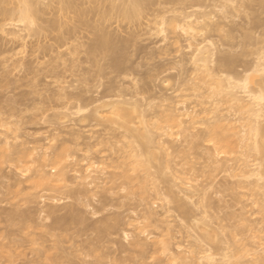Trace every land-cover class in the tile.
<instances>
[{
  "label": "rangeland",
  "instance_id": "374dc122",
  "mask_svg": "<svg viewBox=\"0 0 264 264\" xmlns=\"http://www.w3.org/2000/svg\"><path fill=\"white\" fill-rule=\"evenodd\" d=\"M189 1L190 0H148L141 16L127 19L120 16V14L115 13V10L113 9V6H118L121 4L120 0H67V2H72V5L66 8H62L57 0H37L38 8L41 11V14L38 20V26H35L36 28L34 27V29L31 28V30L25 28L24 24L12 19L11 16L0 12V147L3 146L5 148V145L1 142V140L4 138L2 135H8L10 138H12L13 136L16 138H13L14 140H12L14 148H22L18 146H24V148L22 149L27 150H31L33 148L36 150L51 148L50 152L53 151V154H57L56 156H58L62 152V158L59 156V163L56 162L57 164H59H56V169H61H57V172H64L65 170L69 175V177L67 178L68 182L71 184L70 185L67 182V185L64 184L65 188H63L64 185L59 188V182L58 187L56 183H51L53 185L55 184L56 186L48 184L47 182L40 183L42 180H38V176L37 178L34 177L36 175H28V177L22 176L21 170L24 168V166L27 165L30 168L33 167V165H29L35 163L33 162V160H31V158L34 159L35 155H32L34 157L28 156L30 157V159L27 161L24 159L25 156H22V159H19L21 156L18 155L21 154L16 153L17 156L13 155L15 154L13 147L12 151L14 153L11 151V147H8L9 149L5 151H2V149H4L2 147L1 151L3 153L0 151V264H169L171 262H169L168 259L176 254V248L178 249L180 246H182V243L183 247L184 245L186 246V249L184 248L185 251L187 250V248L190 251L185 252V255L186 253H188L187 256L189 255V253H191V247L189 249L188 246L196 245V243L198 244L197 240H195V238L192 236V233H194L198 225L201 226V222L198 221H202V218L200 219V215L198 216V220L197 216H194L195 213L196 215H198V211L203 212L202 209L204 208L201 205V202L198 203L200 204L199 208L197 205L198 201L197 199H195L197 202L194 200L191 204L192 206L190 205L191 208L188 206V213L185 214L186 212L184 213V211L179 207H181L182 205L186 206V204H188V202L191 203V201L187 202L185 200V202L187 203H183L184 201L181 203H178V201L176 203H172L170 202L169 198L160 199V202H163L161 204L170 206L172 210L170 213L173 212L171 216H169L170 218L164 217V214L161 213L163 211L161 210L163 207L161 209L160 207H158L159 205L161 206V204H153V208L150 206V203L151 205L152 203H154V201L152 202V199H157V197L155 196L157 187H155V185H158L160 183L161 188L164 186V188H162V190L164 189L163 192L167 191L166 185H168V187L170 185H174L175 188L179 186H177V184H179L177 181L180 182V180L177 179L176 181L174 173H176L175 168L181 167L182 165L173 167L175 172L164 167L163 173L169 183L168 181L161 182L160 179H158V177L156 178L155 176H158V164L159 160H161L162 158L157 150L152 149L155 151V155H157L156 157H158L156 162H154L153 160L152 162L154 163L151 162L152 164H150V167H152L150 168V174H156L153 177L157 179V181H159L155 183L154 178L150 180L152 175H150V178L146 175V178L139 170L131 169L132 167L130 166V164H133L135 160L134 157L130 155L131 158H133V161H131L132 159L127 156L129 159H131L130 162L132 163H129L127 157L126 159L124 157V160H127L129 164H127V162H124V160L122 161L121 158L123 156H121V158L119 157V155L121 154L120 152H122V149L120 148L122 147L116 146L117 149H115L114 145L124 141V146L126 147V145H130L129 148L131 149V146L134 147V144L137 143H135L134 141L135 138L133 140L134 142H130L133 139V137L131 136V139H129L128 137H126L127 140L124 139V136H129V134L128 132H125V130L122 129L120 125H118L120 124L119 119L118 124L116 125H113L110 122H108L107 124L106 121L105 124L106 127H108L107 129L104 128L105 124H100V126L99 124H95L97 123V121L93 120L94 122H92L91 119L94 117V111H92V109L95 110V106L109 101L108 99H110L111 101L112 99H122L124 95V98L127 97L125 99L123 98L124 100H128L129 98L131 102H138L141 106L143 103L144 107L145 105H147V109L143 106L142 109H145L146 113H148L149 115L154 112L157 113L158 110L163 109L168 114L171 112V110L173 111V108L175 109L177 105H179V109H181L182 102L177 103L178 100L181 99L182 101H186L183 102L184 104L186 103L184 107L193 106L196 108L198 113H200L201 117L206 116V113L204 114L202 111L204 110L202 109L204 108V103L208 102L205 104V107H208L207 104L210 103L209 101H207L209 97H207L208 92H205L206 85L202 84V89L198 91L199 95L201 93L199 97H197V91H194L190 88L189 90H191L192 92L187 90L188 87L194 86V84L197 82V75L194 72L195 66L191 60V52H193L192 48H195L194 45H196L197 42H200L204 38H209L210 41L212 40V42L213 40L217 43L219 41V48L217 45L216 46L218 48L217 52H219V49L220 51L222 49V51L219 53L220 56L221 53H224L222 55L226 54L234 57L237 60L232 69L223 67L225 77H236L239 75L240 77H242L247 74L249 75L253 72L252 68L256 67L258 63L263 62V59L258 60L257 58H261V53L259 55V51L261 52V49L264 48V40H262V38L264 39V0H249L251 3L249 2L250 5L246 4L247 8L244 5L242 6L240 2L236 0L233 3H230L233 7L236 5L235 8H237V10L234 9L235 11H238L239 9L242 10L240 14L239 12H237L238 17H236L237 13L235 11H233L235 13L234 17L232 16L234 13L228 15V17H225L220 9L221 4L223 3L222 0H193L194 2ZM19 3V0H0V8L3 11L7 10L9 12L13 9V7H17ZM193 3H196V5ZM211 7H213L212 10ZM214 7L215 12L219 11L220 14L216 15L217 13H215L213 17L211 15L210 16L214 19L212 21L213 23H219L220 21L223 22H220L223 27L222 28L220 26L221 30H212V32L211 29H208L210 30L208 32H212V34H208L207 30L205 32H198L199 35H197L196 33L194 39L189 36L192 33L191 31L183 30L181 26H178L182 24L181 18H183L184 16H188V13L193 12L192 14L190 13L189 16L196 19L197 16L199 18V16H201L203 13L214 11ZM185 12L187 13V15H185ZM195 12L197 16H195L196 14L194 15ZM220 15L224 18H219ZM163 16L166 17L168 22L170 20L173 21H170L172 24L169 22L165 26L166 31L162 33L160 31L159 24ZM215 16H219V22L218 18L216 19ZM171 17H177L178 20ZM174 20L177 22L178 27H176V22ZM53 22H56L55 25H58H52L54 24ZM178 22L180 24H178ZM224 24L225 26H223ZM232 28H234L236 31ZM224 30L226 31L224 32ZM231 30L235 31V37L233 33L231 34ZM36 31L37 33H35ZM188 32L190 33L188 34ZM205 33L206 36L204 35ZM248 33L253 35V39L257 38V42L260 43L256 44V40H254L255 43H253V39L247 42L244 38V35ZM102 34H107L108 36L109 34H111L110 37L112 36L113 38V44L111 45V47L109 46L108 49L96 50L95 46L98 44L100 40L99 36ZM258 38L261 40H259ZM188 39H193V42L191 40L189 41ZM189 42L193 43V45L191 43L189 44ZM263 52L264 50H262V53ZM219 55L217 53L215 56L216 58H214V62H216L214 63L216 68H218L217 65L219 63ZM254 64H256V66H254ZM250 66L251 68H249ZM257 77H259L258 79H261L264 77V75L262 73L260 75L259 73ZM187 80H189V82ZM185 81L187 82L185 83ZM61 89V93L63 92V96L59 91ZM57 90L59 91V94ZM193 91L196 93V96L194 97L190 96V93H194ZM204 92L205 96L207 97L206 102H199L198 100L201 101L200 97H202V93ZM116 95L120 98H116ZM130 97H132L133 100H131ZM196 97L200 99L197 100ZM102 98L104 100H102ZM202 99L205 100V98L203 97ZM196 100L199 103H197ZM209 100L212 101V98H209ZM167 103L168 105H166ZM190 103L192 104L190 105ZM169 104L171 106H173L172 104H175L174 107H171V110ZM197 104L202 105L203 107ZM159 105L160 109L156 110V107L158 108ZM210 105L211 104H209L208 108H210ZM226 106L225 107L228 110H224L228 112L230 106H228L227 103ZM199 107L201 108V110L198 109ZM219 107L222 108L223 106L221 105ZM221 108H219V111H222L224 107L222 109ZM151 109L156 111H152ZM224 110L222 113L229 114L227 112H224ZM230 111H232L235 115L237 113H241V115L244 114V112L238 111H236L237 113H235V110L233 111L231 109ZM222 113L218 115L225 116V114ZM233 113L232 115L229 114L233 117L232 120L239 117L238 114L236 115V117L235 115L233 116ZM212 114L213 113H211L210 116L214 115ZM229 115H227L228 118L231 117ZM158 120L160 124H167L166 121H162L164 120L162 118L160 120L158 117ZM109 125H111L112 127H110ZM135 126H138V123ZM201 127L207 128L204 125H202ZM201 127L199 131L197 130V137L190 139L191 141H193L194 146L199 144L200 145L197 146V148H194L192 144H185L186 155H183L184 153H180L184 157L182 161L184 162L185 159L189 158V160L191 159V162H189V164L187 165L188 161H185L186 164L185 162L183 164V167L184 165L185 167H181V170L183 171H179V174L178 172L177 174H181V176L183 175V179L186 178L185 175H187L188 178L192 177V180L196 177L199 178L195 179L196 181H193V183L195 186L197 184L196 187H198L199 189H196L199 192H202V194L206 191L203 190L206 189L207 186L211 187V190L213 192L209 190L210 188H208L207 190L211 192L206 191V193L209 192V194L213 193V196L212 194H207L210 197L209 199L211 204L210 207L207 208V215L205 216L208 217V220H210L211 218L209 213L211 215L214 214V216L217 214L218 218L220 216V219L223 220V223L220 224H225L223 225L224 228L223 226L219 227V223L217 225V222H220V219L217 220L218 218L216 216L215 219L212 215V218L214 219H211L217 221H215L216 225L218 226L216 228H219L220 230L219 231L216 229L217 232L219 231V233L217 234H221V232L223 233L225 231V233L228 232L226 233V235H234V239L237 241L235 242H239L240 245H238V247L240 246L242 247V249L240 250L239 248V251L237 250V246V249L234 246L232 247H234L238 251V253L243 252L242 250L244 244L248 245V247L250 248L252 246V239H254L253 237H255V235H257L258 237V233L261 232V229H264V218H262V215L264 216V214L261 215V213L259 214L257 212L259 211V206H257L258 208L256 207V205H258V203H255L257 200V196L253 194V191L247 190L248 193L246 192L245 189L250 188L245 187L247 184L246 180L243 179V181H241V179H238L239 182H244L243 186L245 187V189L242 188L243 191H241V188L238 187L240 188V191H238L236 185L238 180L236 177H231V174L234 171L227 176V173L230 172L228 167H230V165L234 166L235 164H238L239 161H241V158H243L244 156L246 158L247 156L244 155V152H242L244 150L241 151V144L237 147L233 146V149H226L227 157L225 158V155L222 154L223 156H221L220 163L214 165V167H216L214 173L213 170L210 169L209 166H207L209 160H204V158H206L209 153L213 152V147H215V144L210 140V138L206 137L205 135L204 136L206 138H204L203 136L204 139L202 140L201 136L203 132L208 128L203 131ZM174 129H177L175 132L182 130L181 127H173V131ZM13 130L18 132H15V135L17 136L14 135ZM102 130L104 132H107L104 133L106 134V136L101 133L103 132ZM76 131L79 137L75 134ZM94 131L96 132V134L92 133ZM123 131L124 134L127 135L122 134ZM206 132L204 134H206ZM90 135L92 136V138ZM94 135L98 136L95 137ZM99 135H102V137L100 138ZM118 135L120 137L122 135L120 141L119 139L117 140V138H115H119ZM57 137L58 139H56ZM97 137L100 138L98 139L99 141H96L99 143L95 142V140H97ZM108 137L110 138L109 140H111L112 137L113 142H107L106 140L108 139ZM52 138H54V140L56 139L55 141H53L56 144L52 143ZM77 138L78 141L76 143ZM102 138H105L106 140L104 139L105 141H100L103 140ZM116 140L119 142H117ZM14 141L17 142V146L15 145ZM114 141H116L117 143ZM48 142H51L52 144H48ZM194 142L198 143L196 144ZM100 143L102 144L100 145ZM50 144L51 146L53 145L52 147H56L55 150L50 146ZM58 144L62 149L60 150L58 148L60 151L57 149V147L59 146ZM94 144L96 145V147L94 146ZM123 144L119 146H123ZM48 145L49 147H47ZM27 147H30V149ZM129 148L127 149L130 150ZM135 148L137 149L136 146ZM110 150H112L113 152H115V150H120V152H118V154L116 152L115 155H113L114 153ZM55 151L57 153H55ZM204 151L206 152L203 153ZM11 153L13 154L11 155ZM131 154H135V152ZM172 154L175 155V157L173 156V158H175V160L177 158V160L171 162L175 164H177L178 162L180 163L182 156L177 153V156L174 153ZM172 154L170 156H172ZM203 154L207 155H205L204 157ZM256 156L257 155L254 154L252 158ZM52 157L55 156L52 155ZM88 158L98 162V164H100L102 167L101 169H104L105 173V175L103 176L102 174L100 175V173H95L96 176L99 175V177L101 178L97 179L92 184H86L89 183V180L91 179H84V173L86 172L83 171L85 169L84 165H81L86 164V159ZM117 158H120L123 164L126 163L130 167L127 166L128 168H125L124 165L126 164L118 165L120 163V160L119 163H117ZM145 158L143 157V159ZM173 158L167 157L166 159L165 157L163 159V163L166 164V160H174ZM236 159H239V161H236ZM247 159L248 158H243L242 162L240 163H243L244 160ZM254 159L255 158H253L252 160ZM22 160L24 161L22 162ZM28 162H30V164ZM38 162L35 163V166H39L41 164V162H39V165H36L38 164ZM190 163L193 164L191 166H194L195 168L193 169V171L195 170V174L193 173V171H191L193 173L191 174L189 170L191 168L189 166ZM67 166L70 167L68 168ZM169 166H171V164ZM49 167H46L44 171L47 173V175L49 174L48 176L55 175L56 170L54 172L51 169L52 166ZM198 168H201L199 170L204 171V174L202 172L203 176L198 173H201V171L197 170ZM217 168H219V171H221L220 173H216ZM35 169L32 170L34 171ZM126 169H128V171L130 169L131 170L129 172L127 171L128 174L125 175L124 173H127L125 171ZM179 169L180 168H178L177 170ZM184 169H186L187 171H185ZM188 170L191 176L187 174L189 173ZM232 170L233 169H231V171ZM50 171L51 173H49ZM235 171L238 172L239 170ZM130 172L132 174L131 176L129 175ZM236 172H234V174ZM183 173H185V175ZM128 175L131 178H129ZM113 176H115V178ZM143 176L145 178H143ZM228 177L231 178L230 181V178L228 179ZM75 178L77 181L75 180ZM129 179L135 180L133 182H130ZM143 179H147V188L146 186H144L145 188H143V183H145ZM232 179L237 180V182H235L236 184ZM151 181H153L155 184L153 185ZM214 181L216 182L214 183L215 185L213 184ZM208 182H211L212 185H210ZM149 183L155 187V191ZM204 183L207 184L205 185ZM202 187H204V189H201ZM217 189L219 191L222 190L226 193L225 200L228 201L227 206L228 204H230L229 207L231 209L229 207L227 209L226 204L224 205V203H226L227 201L222 204V200L220 197L221 194L219 195L220 192L217 191V195H219V197L214 195L217 193H214V191ZM152 191H154L155 195ZM52 196L53 198L62 197L61 201L59 200L58 203H55L56 201L52 202L53 199H50L52 198ZM214 197L218 198V200H221V202L219 203L217 202V200H214ZM252 198L254 201L252 200ZM156 201L158 202V200H155V203ZM180 201H182V199ZM251 201L252 203H254L252 204ZM238 202L241 204H238ZM236 203L238 204V206ZM177 204L182 205H178L177 208ZM195 204L198 208H196ZM193 205H195V207ZM252 205H255L254 208L258 210L255 211L256 209L254 210ZM51 206H55V209L57 211L54 210L52 212H48ZM149 206L152 210L155 211L153 212L149 208ZM47 208L49 209L47 210ZM241 208L244 209V212L246 213H242ZM252 208L253 211L257 212L258 214L251 211ZM41 209L47 210L48 213H46L49 215H46L45 213L42 214L44 215V218L49 216L48 218H43ZM179 209H181L182 212H180L181 210ZM229 210L233 212L234 215L233 213L229 212ZM239 211L241 212V214ZM158 212L159 214H157ZM161 214L163 216H160ZM235 214L240 215H237L239 216L237 217ZM242 214H244V216ZM176 215L178 216V218H176ZM153 216L155 219L153 218ZM240 216H242V218H240ZM161 217H164L166 219H163L166 221V227L163 225L164 221L161 220ZM251 219L253 222L251 221ZM255 219H257V222L259 220L260 224H258L262 228L260 226H256V221H254ZM159 220H161V222H159ZM167 221H170L172 225L170 223H167ZM161 225H163L164 227H162ZM253 225H255L254 228ZM190 227L191 229H194V231H191ZM221 227L224 229V231H221ZM258 227H260V230L258 229ZM164 228L168 229H166V235L169 233V235H171H168L167 238L169 240L171 239L173 241V244H180L174 245L176 246V248H173V245L170 241L172 253L164 252L160 247H156V249H151L150 247L153 243L150 244L151 242L149 241H154V239H164L163 241L165 242V240H167L166 235L163 234V231L165 230ZM234 228H236L240 232L236 229V231L233 230ZM169 229H171L170 232ZM230 229H232V231ZM253 229H255L256 231L254 232ZM157 230L158 232H161L162 230L163 231L161 233H158ZM166 230L164 231V233L166 232ZM143 231L146 232L145 234H152L153 232L155 236L157 235L158 239L152 234L151 238H154L144 241L146 235L142 233ZM263 232L264 230H262V232L260 233V236H262L263 239L262 237H259L258 240V238L256 237L257 239L255 241H264ZM252 233H254V235H252ZM128 234H130L129 238H132L134 241L132 239H130L132 241L128 240ZM217 234H215V236ZM126 235L127 239L125 238ZM161 235L165 237L161 238ZM223 236L226 237L224 234L222 235V237ZM184 237L185 240H183ZM217 237L215 238L213 235L214 240L211 239L207 242L202 240L200 241V243L201 246L206 245L207 247L209 246L208 248L211 247V250H213L214 253L217 254L216 257L219 258L220 254L225 250L224 248H226V244L231 243L233 236H231L230 241L226 240L228 236L226 238H219L220 235L218 238ZM247 237L251 239V242L248 241L249 238ZM228 238H230V236ZM221 239H225V241L223 242V240ZM234 239L232 241L233 245ZM137 241H139L142 246H140ZM179 241H181L182 243ZM134 243H136L135 247L133 246ZM148 244H150V246ZM147 245L149 246V248ZM144 246H146V248ZM152 247L155 246L152 245ZM207 247L203 246L202 248L207 249ZM192 249L196 250L195 248ZM169 254L172 255L169 256ZM193 254L194 252L191 255ZM185 255L183 254V256ZM240 255H242V253ZM168 256L170 258H168ZM187 258H189V256ZM187 258L186 260L190 262L189 259L191 258ZM248 258L245 257L242 259V261H245V263L247 262L249 264L250 258ZM246 259L249 262L246 261ZM170 260H172V258ZM241 264H244V262H242Z\"/></svg>",
  "mask_w": 264,
  "mask_h": 264
},
{
  "label": "bare ground",
  "instance_id": "6f19581e",
  "mask_svg": "<svg viewBox=\"0 0 264 264\" xmlns=\"http://www.w3.org/2000/svg\"><path fill=\"white\" fill-rule=\"evenodd\" d=\"M58 2H59V4H60V6L62 7V8H66V7H70V5H72V2H67V0H57ZM121 1V4L120 5H118V6H113V9L115 10V13H117V14H120V16H122L123 18H127V19H130V18H133V17H139V16H141L142 15V13H143V10H144V8H145V5L147 4V2H148V0H120ZM190 1H192V2H194L193 0H190ZM189 1V2H190ZM235 0H222V4H221V6H220V9H221V11L223 12V14L225 15V17H228V15H231V14H233L234 12L233 11H235L234 9H236L237 10V8H235V6L233 7L232 6V4H230V3H233ZM236 1H239L240 2V4L243 6H246V8H247V5L246 4H249V0L247 1V0H236ZM19 5L17 6V7H13V9L12 10H10L9 12L6 10V11H3L1 8H0V12L1 13H3V14H6V15H9V16H11V18L12 19H14V20H16L17 22H19V23H22V24H24L25 25V28H27V29H30L31 30V28H33L34 29V27L35 26H38V20H39V18H40V10H39V8H38V2H37V0H19ZM220 2V1H219ZM71 3V4H70ZM251 3V2H250ZM193 4H195L196 5V3H193ZM216 4V3H215ZM219 4V3H218ZM217 4V5H218ZM192 5V4H191ZM234 5V4H233ZM250 5V4H249ZM264 5V4H263ZM262 5V6H263ZM215 6V5H214ZM249 7V6H248ZM240 8H242V7H240ZM250 8V7H249ZM4 9V8H3ZM7 9V8H6ZM11 9V8H10ZM213 9V7H211V10ZM219 9V10H220ZM9 10V9H8ZM217 10V9H216ZM240 10V9H239ZM235 11L236 13L237 12H239V14L242 12V10H240V11ZM199 11V10H198ZM208 11H209V9H208ZM214 12V13H213ZM186 13V12H185ZM191 13V12H190ZM190 13H188V16H184L183 18H181V23L182 24H180L179 22H178V24H180V25H178V26H181L182 27V29L183 30H189V31H191L192 33H191V35H189L190 37H192V38H194L195 39V35H196V33H197V35H199L198 34V32H205L206 30H207V32L208 31H210V30H208V29H211V31L213 30V31H219V30H221L220 28L222 27V25L220 24V22H219V18H221L222 16L220 15V17L218 18L217 16H215L216 17V19L218 18V22L219 23H213L212 21L214 20L212 17H213V15H215V13H217L216 15H219L220 13H219V11H216L215 12V7H214V11H209V12H206V13H203V12H200V13H203L201 16H199V18H198V16H197V14H196V12L194 13V15L195 16H197V18L195 19L194 17V19L191 17V16H189V14ZM193 13V12H192ZM191 13V14H192ZM175 15H177V14H175ZM181 15V14H180ZM185 15H187V13L185 14ZM193 15V16H194ZM212 17H211V16ZM233 17L235 16V13L232 15ZM200 17H201V19H200ZM230 17V16H229ZM236 17H238V13H237V16ZM171 18H173V19H177L178 20V18L176 17V18H174V17H171ZM170 18V19H171ZM193 20H192V19ZM222 18H224V17H222ZM170 19H168V20H170ZM201 20V22H200V20ZM170 21H173V20H170ZM169 21V22H170ZM175 21V20H174ZM215 21H217V20H215ZM168 21H167V19H166V17H162L161 18V21H160V24H159V26H160V31L163 33V32H165L166 31V28H165V26L169 23ZM176 22V21H175ZM54 23V22H53ZM56 23V22H55ZM55 23L54 24H52V25H54V26H56V25H58V24H56L55 25ZM171 23V22H170ZM221 23H223V22H221ZM230 23V22H229ZM172 24V23H171ZM200 24V25H199ZM227 24V23H226ZM176 27H178L177 26V22H176ZM228 25V24H227ZM226 25V26H227ZM221 26V27H220ZM223 26H225V24L223 25ZM175 27V28H176ZM233 27V26H232ZM36 28V27H35ZM39 28H40V26H39ZM180 28V27H179ZM223 28V27H222ZM225 28V27H224ZM32 29V30H33ZM229 29V28H228ZM232 29H234V28H232ZM36 30V29H35ZM39 30V29H38ZM235 30V29H234ZM234 30H231V34L233 33V35H234V37H235V31ZM41 31V30H40ZM212 31V32H213ZM226 30H224V32H225ZM229 31V30H228ZM234 31V32H233ZM39 32V31H38ZM212 32H208V34L210 33V34H212ZM230 32V31H229ZM35 33H37V31L35 32ZM104 33V32H103ZM190 32H188V34H189ZM107 34H108V32H107ZM107 34H102V35H100L99 37H100V40H99V42H98V44L95 46V49L96 50H103V49H108V47L110 46L111 47V45L113 44V38H112V36L110 37V35L111 34H109V36L107 35ZM226 34H227V32H226ZM205 36H206V33L204 34ZM252 34H245L244 35V38H245V40L247 41V42H249V41H251L253 38H252ZM189 37V38H190ZM204 37V36H203ZM208 37V36H207ZM209 37H210V35H209ZM200 38V37H199ZM233 38V37H232ZM231 38V39H232ZM209 39V38H208ZM207 38H204L203 40H201L200 42H197L196 43V45H194L195 46V48L193 49L192 48V50H193V52H191V54H192V58H191V60H192V63L194 64V66H195V70H194V72L196 73V75H197V77H196V80H197V82L194 84V86H192V87H188V91H191V90H189V88L190 89H193L194 91H197L196 93L198 94L197 95V97H199L200 95H201V93H200V95H199V90H201L202 89V84L203 85H206L205 86V92H208V95H207V97H209V98H212V101H210L209 100V98H208V100L207 101H209L210 103L209 104H211L212 105V107H211V105H210V108H208L209 107V104H207L208 105V107H205V104L206 103H208V102H206V96H205V92L204 93H202V97L203 98H205V100H203L202 99V97H200L201 98V101L200 100H198V99H200V98H197L196 97V99L199 101V102H206V103H204V108H202V109H204V110H202L203 111V113L205 114L206 113V116H200V113H198V111L196 110V108L195 107H184V105L186 104H184L183 102H186V101H182L181 99L180 100H178V102L177 103H181V109H179V105H177L176 103V105L178 106H176L175 107V109L173 108V111L171 110V107H174V105L175 104H172L173 106H171L170 104V110H171V112L170 113H166V111L163 109V108H161V109H163V110H158V112L157 113H152V114H148V113H146V111H145V109H142L144 106H143V104H142V106L138 103V102H131L130 100H129V98H128V100H124L125 98H127V97H125L124 98V96L122 97V99L120 98V97H118L117 95V97L116 98H120V99H112V101L110 100V99H108L109 101H106V102H103V103H101L100 105H97V106H95V110H93L92 109V111H94V117L93 118H91L92 119V122H94V121H97V123H95V124H105V122L107 121V124H108V122H110L111 124H113V125H116V124H118V119H119V121H120V124H118V125H120L121 126V128L122 129H124L125 130V132H128V134H129V136H124L123 138L124 139H126V137H128L129 139H131V137H133V139H132V141H130V142H134L135 141V143L136 144H139V145H136V144H134V147L133 146H131V149L129 148L130 147V145L128 146V145H126V147L124 146V144H123V139H122V141L123 142H119L120 140H121V137H122V135H121V137L119 136V138L118 137H115V138H117V140L119 139V141H117V142H119V143H117L116 141H114V142H116L115 144L116 145H114L115 146V149H117L116 148V146H118V147H122V148H120V149H122L121 151L122 152H120V150L119 151H116L115 150V152H113L112 150H110V151H112L114 154L113 155H115V153L117 152V154H118V152H120L119 154V157L121 158V156H123L121 159H122V161L124 160V157H125V159H126V157L127 156H129L130 158H131V156L132 157H134L135 158V160H134V162H133V164H130V166L132 167L131 169H134V170H139L140 172H142V174L146 177V175H147V177H149L150 178V175H152V174H150V172H151V170H150V168H152V167H150V164H152V163H154V162H156L157 161V159H158V157H156L157 155H155V151L154 150H157L159 153H160V155H161V160H159V164H158V169H157V173H158V176L156 175H152L151 176V179L150 180H152V178H154L153 176H155L156 178L158 177V179H160V181L161 182H167L168 180H167V178L164 176V173H163V169H164V167H166V168H168V169H170V170H173L174 171V168L173 167H178V166H180V165H182L181 167H183V164H184V162L185 161H188L187 162V165L189 164V162H191V159L189 160V158L188 159H185L184 160V162L182 161L183 160V155H186L185 154V144L187 143V144H192L193 145V141H191L190 139H192V138H194V137H197V130L199 131V129H200V127L202 126V125H204V126H206L207 128H202V130L204 131L205 129H207L206 131H204L203 132V134L201 133L202 132V130H201V134H202V140L204 139V138H206V137H208V138H210V140L211 141H213L214 142V144H215V147H213L214 149H213V152L212 153H209L208 155L207 154H205V155H207L206 156V158H204L205 157V155H204V160L206 159H208L209 160V163H207V162H205V163H207V166H209L210 167V169H212L213 170V172L215 171V168L216 167H214V165H216L217 163H220V159H221V156H223L222 154H224L225 156V158L227 157L226 155H227V153H226V149H228V148H232L233 146L234 147H237V146H239L240 144V146L242 147H240L241 148V151L242 150H244V151H242V152H244V155H246L247 157L246 158H248L247 160H244V162L243 163H240V162H242V159L244 158V159H246L245 158V156L243 157V158H241V161H239V159L237 160L236 159V161H239V163L238 164H235L234 166H232V165H230V164H228V165H230V167H228V169L230 170V172H228L227 173V176H228V174H231L233 171L234 172H236L235 170H239L238 172H236L235 174H234V172L231 174V177H236L237 178V180L239 179H241V181H243V179H245L246 180V188L247 187H250L249 189H245V187L243 186V183L244 182H239V180H238V182H237V180L236 179H232L233 180V182L235 183V182H237V190L238 191H240V188H241V191H243V189L242 188H244L245 190H246V192H247V190L249 191V190H252L253 191V194L254 195H256L257 196V200H256V202L255 203H258V205H256V207L257 206H259V211H257L258 209H256V208H254L255 207V205L253 206V208H254V210L255 211H257L259 214L261 213V215L262 214H264V77L263 78H261V79H258L259 77H257V75H259V73H260V75H261V73L264 75V52L262 53V50H264V48H262L261 49V52L259 51V55H260V53H261V58L259 57V58H257L258 60L259 59H263L262 61L263 62H260V63H258V65L256 66V64H254V66H256V67H254V68H252V73H251V69H250V73L251 74H247V75H245V76H242V74H241V76L242 77H240V75L239 76H236V77H225V75H224V69H223V67H226V68H228V69H232V67H233V65L237 62V60L234 58V57H231V56H229V55H222V54H224V53H221V56L219 55V53L222 51V49H221V51H220V49H219V52H217V49L219 48V41H218V43L216 42V41H214L213 40V42H212V40L210 41V39L208 40ZM259 39V38H258ZM189 41L191 40V39H188ZM193 40V39H192ZM191 40V41H192ZM254 40H256V42L258 41L257 40V38L256 39H253L252 41H253V43H255L254 42ZM259 40H261V39H259ZM262 40H264L263 38H262ZM196 41V40H195ZM197 41H198V39H197ZM193 42V41H192ZM215 42V43H214ZM191 42H189V44H190ZM217 43V44H216ZM250 43H252V42H250ZM260 42H257L256 44H259ZM264 43V42H263ZM263 43H261V44H263ZM192 45H193V43H191ZM195 44V43H194ZM232 44V43H231ZM218 46V48H217V46ZM221 45H223V44H221ZM264 45V44H263ZM259 46H261V45H259ZM192 47V46H191ZM261 47H263V46H261ZM261 47H259V48H261ZM223 48V47H222ZM259 50V49H258ZM76 51V50H75ZM258 52V51H257ZM218 53V55H219V57H218V68H216L215 67V64L214 63H216V62H214L215 61V59L214 58H216L215 56H216V54ZM190 60V61H191ZM217 61V60H216ZM256 63H257V61H256ZM193 64H192V66H193ZM213 64H214V66H213ZM219 65H220V67H219ZM252 66V65H251ZM251 66L249 67V68H251ZM254 69V70H253ZM248 72V71H247ZM246 72V73H247ZM222 74V75H221ZM224 75V76H223ZM187 79V78H186ZM185 79V80H186ZM188 82H189V80H187ZM187 81H185V83L187 82ZM188 84H190V83H188ZM64 86V85H63ZM59 88V87H58ZM60 88H61V86H60ZM66 88V87H65ZM58 91V90H57ZM60 91V93H61V91H62V89L61 90H59ZM59 91H58V94H59ZM193 91V92H194ZM192 92V91H191ZM57 93V92H56ZM190 93V92H189ZM189 93H188V95H189ZM196 93L194 92L193 94L192 93H190L191 95L190 96H192V97H194V96H196ZM62 94V96H63V92L61 93ZM55 95V94H54ZM121 95V94H120ZM119 95V96H120ZM188 95H186V96H188ZM51 96H53V95H51ZM205 96V97H204ZM65 97V96H64ZM63 97V98H64ZM52 98V97H51ZM131 98V100H133V98L132 97H130ZM51 100V99H50ZM102 100H104L103 98H102ZM184 100V99H183ZM197 100H196V102H197ZM180 101V102H179ZM98 102H99V100H98ZM97 102V103H98ZM102 102V101H101ZM151 102V101H150ZM153 102V101H152ZM199 102H197V103H199ZM222 103V104H221ZM226 103H227V105L228 106H230L229 107V111H230V109L231 110H235L234 112L235 113H237L236 111H238V112H244V114L243 115H241V113L239 114V113H237L238 115H239V117L238 118H235L236 117V115L232 112V111H230V112H232L233 113V116L235 115V119L234 120H232L233 119V117L231 116L232 115V113H230L229 111L227 112V111H225V110H228V109H226ZM95 104V103H94ZM161 104V103H160ZM183 104V105H182ZM192 103H190V105H191ZM200 104H203V103H200ZM220 104V105H219ZM223 104H225V105H223ZM230 104V105H229ZM83 105V104H82ZM150 105H152V104H150ZM166 105H168V103L166 104ZM165 105V106H166ZM197 105H199V104H197ZM196 105V106H197ZM223 106L222 108H223V110H224V112H227V113H229V114H231V115H229V114H225V113H222L223 112V110L220 112L219 111V108H221V107H219V106ZM85 106V105H84ZM146 106L147 105H145V107L144 108H146ZM149 106V105H148ZM157 106V105H156ZM183 106V107H182ZM199 106H202V105H199ZM226 106V107H225ZM203 107V106H202ZM233 109H232V108ZM154 108V107H153ZM195 108V109H194ZM221 108V109H222ZM236 108V109H235ZM80 109H81V107H80ZM147 109V108H146ZM157 109H160V105H159V107L157 108L156 107V110ZM198 109H200L201 110V108L199 107ZM152 110V109H151ZM156 110H152V111H156ZM83 111V110H82ZM92 111H91V113H92ZM178 111H180V112H178ZM219 112V113H218ZM90 113V114H91ZM211 113H213L212 115L213 116H210L211 115ZM220 113H222V114H225V116H223V115H218V114H220ZM246 114V115H245ZM92 115V114H91ZM227 115H229V116H231V117H229L228 118V116ZM241 115V116H240ZM227 116V117H226ZM58 117V116H57ZM61 117V116H60ZM92 117V116H91ZM158 117H159V119L161 120V118L162 119H164V120H162L163 122L164 121H166L167 122V126L166 125H164V124H160V122H159V120H158ZM59 118V117H58ZM114 118H117V119H114ZM61 120V119H60ZM94 120V121H93ZM138 123V126H135L137 123ZM165 122V123H166ZM9 123V122H8ZM7 123V124H8ZM109 123V124H110ZM89 124H91V123H89ZM5 125H6V123H5ZM94 125V124H93ZM100 125V126H101ZM66 126V125H65ZM91 126V125H90ZM98 126V125H97ZM97 126H96V128H97ZM104 126V125H103ZM110 127H112L111 125H109ZM164 126V127H163ZM173 127H176V128H179V127H181V131H178V132H175L176 130L174 129V131H173ZM85 128V127H84ZM93 128V127H92ZM100 128V127H99ZM103 128V127H102ZM105 129H107L108 127H106V124H105V127H104ZM9 129V128H8ZM82 129V128H81ZM86 129V128H85ZM89 129V128H88ZM104 129V130H105ZM79 130V129H78ZM77 130V131H78ZM93 130V129H92ZM97 130V129H96ZM77 131H76V135H78L77 134ZM103 131V130H102ZM157 131H159V132H157ZM13 132H14V135H15V132H17V131H14L13 130ZM98 132H99V130H98ZM122 132V131H121ZM206 132V134H204ZM18 133V132H17ZM93 134L95 133L96 134V132L94 131V132H92ZM101 133H107V132H101ZM1 134V133H0ZM55 134V133H54ZM67 134V133H66ZM73 134H74V132H73ZM72 134V135H73ZM81 134V133H80ZM91 134V133H90ZM122 134H124V131H123V133ZM92 135V134H91ZM90 135V136H91ZM105 136H106V134H104ZM124 135H127V134H124ZM206 137H205V136ZM4 138L1 140V142H2V144H4L5 145V148L4 149H2V147H0V151H1V149H2V151L4 150H8L10 147H11V151L14 149V152H15V154H13V153H11V155L13 154V155H15V156H17L16 155V153L17 154H21V155H18V156H21L19 159H22V156H25V157H28V156H32V155H35V157L34 156H32V157H34V159H32L31 158V160H33V162H35V163H37L38 161L39 162H41V164L39 165V162H38V164H36V165H39V166H35V163L34 164H30V162H28L30 165L29 166H31V165H33V167H28L27 165V168H26V166H24V168L21 170V173H22V176H25V177H28V175H36V176H34V177H36L37 178V176H38V180H42L41 182L40 181H38V182H40V183H43V182H47L48 184H51V183H56L57 184V186L60 184V187L59 188H61L64 184L65 185H67V182H68V177H69V175H68V173L64 170V172H57V169L59 170L60 168H57L56 169V167H57V165H59V164H57L56 162H58V160H59V156L62 158V156H61V153L58 155V156H56L55 154H53V151H51L52 152V154H51V152H50V149L51 148H46V149H43V146H42V149L43 150H36V149H31V150H27V149H22V148H24V146H18V147H22V148H17L16 146L18 145L17 144V140L16 141H14L15 142V147L16 148H14V144L12 143V140H14V139H16L14 136L12 137V138H10L8 135H6V136H4V135H2ZM15 136H17V135H15ZM19 136V135H18ZM71 136V135H70ZM74 136V135H73ZM95 137L96 136H98V135H94ZM117 136V135H116ZM131 136V137H130ZM203 136H204V138H203ZM21 137V136H20ZM49 137H51V136H49ZM53 137H55V136H53ZM78 137H79V135H78ZM99 137L101 138L102 137V135L100 136L99 135ZM99 137H97V140H95V142L96 141H99L98 139H100ZM104 137V136H103ZM113 137V136H112ZM112 137H111V140H109L110 138L108 137V139L106 140L105 138V140L108 142H110V141H112ZM2 138V137H1ZM14 138V139H13ZM91 138H92V136H91ZM94 138V137H93ZM107 138V137H106ZM134 138H135V140H134ZM47 139V138H46ZM51 139V138H50ZM49 139V140H50ZM56 139H58V137L56 138ZM55 139V140H56ZM103 139V138H102ZM100 140V141H105V140ZM114 139V138H113ZM128 139V140H129ZM54 140V138H52V143H54V144H56L55 142H53V141H55ZM68 140V139H67ZM94 140V139H93ZM127 140V139H126ZM125 140V141H126ZM134 140V141H133ZM137 140V141H136ZM207 140V139H206ZM209 140V141H210ZM74 141H75V137H74ZM77 141H78V138L76 139V143H77ZM80 141V140H79ZM195 141V140H194ZM23 142H24V140H23ZM59 142V141H58ZM69 142V141H68ZM72 142H73V140H72ZM93 142V141H92ZM113 142V141H112ZM127 142V141H126ZM125 142V143H126ZM139 142V143H138ZM45 143H46V141H45ZM49 143H51V142H48V144ZM51 143V144H52ZM60 143V142H59ZM70 143V142H69ZM96 143H99V142H96ZM106 143V142H105ZM194 143H198V142H194ZM200 143V142H199ZM237 143V144H236ZM1 144V143H0ZM28 144V143H27ZM51 144H50V146H51ZM80 144V143H79ZM86 144V143H85ZM85 144H84V146H85ZM102 143H100V145H101ZM121 144H123V146H119V145H121ZM127 144V143H126ZM129 144V143H128ZM132 144V143H131ZM186 144V145H187ZM195 144V145H196ZM236 144V145H235ZM43 145V144H42ZM59 145V144H58ZM83 145V144H82ZM93 145V144H92ZM97 145H99V144H97ZM133 145V144H132ZM200 145V144H199ZM199 145H196V146H194L193 145V147L195 148H197V146H199ZM53 146V145H52ZM51 146V147H52ZM55 146H57V145H55ZM87 146V145H86ZM88 146H89V144H88ZM94 146L96 147V145L94 144ZM94 146H93V148H94ZM135 146L137 147V149L135 148ZM9 147V148H8ZM12 147H13V149H12ZM47 147H49V145L47 146ZM233 147V148H234ZM27 148H29L30 149V147H27ZM40 148V147H39ZM52 148H54V150H55V148L56 147H52ZM60 149V150H62L61 149V147H60V145L57 147V149ZM86 148H88V147H86ZM92 148V149H93ZM111 148V147H110ZM127 148H129L130 150H128ZM232 148V149H233ZM58 149V150H59ZM152 149H154V150H152ZM53 150V149H52ZM58 150H56V151H58ZM59 150V151H60ZM64 150H66V149H64ZM89 150H91V149H89ZM113 150H114V148H113ZM224 150V151H223ZM1 151V152H2ZM55 151V153H57ZM83 151V150H82ZM154 153H153V152ZM0 152V153H1ZM135 152V154H131V153H134ZM206 151H204L203 153H205ZM3 153V152H2ZM172 153H174V154H180V153H184L183 155H181L182 156V158H181V164L178 162L177 164H179V165H177V164H175V163H173V162H171V161H176L177 160V158H176V160H175V158H173V156L175 157V155H173ZM10 154V153H9ZM172 154V156H170ZM177 154H176V156H177ZM254 154H256L257 156L256 157H253V158H255L254 160H252L253 158H252V156L254 155ZM5 155V154H4ZM3 155V156H4ZM52 155L53 156H55V157H52ZM67 155V154H66ZM69 155V154H68ZM112 155V154H111ZM131 155V156H130ZM241 155H242V153H241ZM10 156V155H9ZM8 156V157H9ZM14 156V157H15ZM88 156V155H87ZM86 156V157H87ZM13 157V158H14ZM24 157V159L25 160H29L30 159V157H28V158H25ZM71 157V156H70ZM116 157V156H115ZM143 157L145 158V159H143ZM166 157V159H167V157H169V158H173L174 160H170L169 159V161L168 160H166V164H164L163 163V159ZM180 157V156H179ZM179 157H178V159H179ZM241 157V156H240ZM4 158V157H3ZM2 158V159H3ZM60 158V159H61ZM120 158L118 159L117 158V163H119V160H120ZM202 158V157H201ZM238 158V157H237ZM0 159H1V156H0ZM18 159V158H17ZM81 159V158H80ZM83 159V158H82ZM132 159V160H131ZM131 159H129L128 157H127V160H129V163H132V162H130V160L131 161H133V158H131ZM156 159V160H155ZM7 160V159H6ZM12 160V159H11ZM62 160V159H61ZM60 160V161H61ZM87 160V163L86 164H81V165H84V172H86V173H84L85 174V176H84V179L85 180H88V179H91V180H89V183H86V184H92L94 181H96L97 179H99V178H101V177H99V175H97L96 176V174L95 173H100V175L102 174V176L103 175H105V173H104V169H101L102 167H101V165L100 164H98V162H96V161H94V160H92V159H86ZM127 160H124V162H127ZM154 160V162H152ZM232 160V159H231ZM233 160H235V159H233ZM4 161V160H3ZM21 161V160H20ZM24 160H22V162H23ZM225 161H227V160H225ZM80 162V161H79ZM85 162V161H84ZM114 162V161H113ZM152 162V163H151ZM169 162H171V163H169ZM194 162V161H193ZM192 162V163H193ZM231 162H233V161H231ZM231 162H228V163H231ZM59 163V162H58ZM128 162H127V164H129ZM57 164V165H56ZM75 164V163H74ZM73 164V165H74ZM79 164V163H78ZM120 164H123V162H121V160H120V163L118 164V165H120ZM124 164H126V163H124ZM123 164V165H124ZM124 165L125 166V168H128V167H130V166H128V165ZM156 164V163H155ZM171 164V166H169ZM173 164H175V165H173ZM185 164H186V162H185ZM196 164V163H195ZM232 164H234V163H232ZM191 165H193V164H191L190 163V172L191 171H193V169H195L194 168V166L192 167ZM49 166H52L51 167V169H52V171H54L55 172V170H56V173H55V175H50V176H48L47 175V173L44 171L45 170V168L47 167H49ZM72 166V165H71ZM100 166V167H99ZM116 166V165H115ZM128 166V167H127ZM39 167V168H38ZM58 167H60V166H58ZM68 167V166H67ZM70 167V166H69ZM68 167V168H69ZM83 167V166H82ZM117 167V166H116ZM121 167H122V165H121ZM120 167V168H121ZM181 167H178V168H180L179 170H177L178 168H175V171H176V173H174V177H176V181H177V179L178 180H180V182L179 181H177L179 184H177V188H175L174 187V185H170L169 187H168V185H166V188H167V191L166 192H163V190H162V188H164V186L161 188L160 186V183L158 184V185H155V187H157L156 188V191H155V187L154 186H152V184H150L151 185V187H153V189H154V191H155V193H156V195H155V193H154V191H152L153 192V194L157 197V199H155V200H158V202L156 201V203H155V200L154 199H152V202L154 201V203H152V205H151V203H150V206L152 207L153 206V204H157V205H159V204H161V203H163V202H160V199H164V198H169V200H170V202H172V203H176L177 201H178V203L180 202H183V203H187L188 201H191V203L190 202H188V204H186V206H184V205H182V204H177V208H178V205L179 206H181V207H179V208H181L183 211H184V213L185 214H187L188 213V211H189V207L191 208V204L193 203V201L195 200V199H197V205H198V207L200 206V204H198L199 202H201V205L203 206V208L204 209H202L203 210V212H201V214H200V212L198 211V210H201V209H198V210H196V211H198V215H196V213L194 214V216L196 217L197 216V220L199 219V215H200V219L202 218V221L201 220H198V221H200L201 222V226H197L196 227V230L194 231V229H191V227H190V230L192 231H194V233H192L193 235V237L195 238V240H197V242H198V244L196 243V245H193V246H195V247H193V246H188V244H187V246L189 247V249H190V247H191V253H189V258H191V259H189V258H187L188 256H187V254L188 253H186V255H185V252H188L189 250H188V248H187V250L185 251V245H184V247H183V243L181 242V241H179V242H181L182 244V246H180L178 249L176 248V246H174V245H177V244H173V241L170 239H168L167 237H168V235L170 234H167L166 235V233H167V228H164L165 230H166V232L164 233V231H163V234H165L166 235V238H167V240H165V242L163 241L164 239H160V240H156V239H154V241H149V242H151L150 244H152L153 246H155V247H152V245L150 246V244H148L150 247H151V249L152 248H154V249H156V247H160L164 252H171V247H170V245H171V243H172V247L174 248H176V254L172 257L170 254H169V256H171V258H172V260H170L171 258L168 256V258H170V259H168L169 260V262H171V263H169V264H241L242 262H244V264H248L247 262L245 263V261H242V259L243 258H245V257H249L248 259H249V261L246 259V261H248L249 262V264H264V241L263 242H260V241H258L259 240V237H262V236H260V233L262 232V230H264V229H261V232L259 231L260 230V222H259V220H258V222L256 221L257 219H255L254 221H256V226H260V227H258V231L260 232V233H258V237H257V235H255V237H253L254 239H252V242L254 243H252L250 240V238L249 237H247V238H249L248 239V241H250L251 242V247L249 248L248 247V245H246V244H244V246H243V252H239L238 253V251L237 250H239V248H240V250L242 249V247H238V245H240L239 244V242L238 243H236L237 241L234 239V235H226V233H228V232H226L225 233V231H224V226L223 225H225V224H223V225H221L222 223H223V220H221L220 219V216H219V218H218V215L216 214L215 216L218 218L217 220H219L220 219V222H217L216 220H211V219H214L215 218V216H214V214H212L213 215V217L214 218H212V215L209 213V215L211 216V218H210V220H208V217L207 216H205V215H207V208L208 207H210V204H211V202H210V197L208 196V195H210V194H212V196H213V193H210L209 194V192H211L212 190H211V187H208L207 186V188L206 189H204V187H202L201 189H204L203 191H209V190H211V191H209L208 193H206V191L202 194V192H199L196 188H198V187H196L197 186V184H196V186L194 185V183H193V181L195 182L196 180L195 179H199V178H193V180H192V177H187V175H185V173H183L185 176H186V178L185 179H183L182 177H183V175L181 176V174L180 175H178L179 174V171H183V170H181ZM184 167H185V165H184ZM183 167V168H184ZM199 167V166H198ZM35 168H37V169H35ZM50 168V167H49ZM76 168V167H75ZM214 168V169H213ZM32 169H35L34 171L32 170ZM130 169V170H131ZM192 169V170H191ZM199 169H201V168H198L197 170H199ZM231 169H233L232 171H231ZM235 169V170H234ZM61 170V169H60ZM82 170V169H81ZM129 170V171H130ZM150 170V171H149ZM185 171H187L186 169H184ZM189 170H188V172H189ZM196 170V171H197ZM126 172L128 171V169H126L125 170ZM124 171V172H125ZM128 171V172H129ZM184 171V172H185ZM199 171H201V173L200 172H198L199 174H201L202 176H203V174H204V171H202V170H199ZM218 171V172H217ZM79 172V171H78ZM109 172V171H108ZM115 172V171H114ZM128 172L127 173H124L125 175L126 174H128ZM132 172H133V170H132ZM177 172H178V174H177ZM190 172L189 173H187V174H189L190 175ZM202 172H203V174H202ZM221 171H219V168H217L216 169V173H220ZM19 173V172H18ZM49 173H51V171L49 172ZM53 173V172H52ZM75 173V172H74ZM113 173V172H112ZM116 173V172H115ZM181 173V172H180ZM193 173L195 174V170L193 171ZM192 172H191V174H193ZM215 173V172H214ZM54 174V173H53ZM70 174V173H69ZM93 174H95V175H93ZM154 174V173H153ZM176 174H177V176H176ZM223 174V173H222ZM71 175V174H70ZM79 175V174H78ZM117 175V174H116ZM130 176L132 175L131 174V172H130V174H129ZM128 175V176H129ZM173 175V174H172ZM217 175V174H216ZM221 175V174H220ZM19 176V175H18ZM67 176V177H66ZM94 176H96V177H94ZM129 176V178H131ZM143 176V178H145ZM181 176V177H180ZM191 176V175H190ZM193 176V175H192ZM198 176V175H197ZM202 176H200V177H202ZM24 177V178H25ZM31 177V176H30ZM111 177V176H110ZM114 178H115V176H113ZM133 177V176H132ZM146 177V178H147ZM178 177H180V178H178ZM18 178V177H17ZM66 178V179H65ZM78 178V177H77ZM149 178H148V180H149ZM182 178V179H181ZM230 177H228V179H229ZM79 179V178H78ZM190 179V180H189ZM201 179V178H200ZM67 180V181H66ZM75 180H76V178H75ZM103 180V179H102ZM110 180V179H109ZM112 180V179H111ZM130 180V179H129ZM135 179H132V180H130V182L132 181H134ZM154 182L156 183V182H159V181H157V179H155L154 178ZM192 180V181H191ZM210 180V179H209ZM231 180V178L229 179V181ZM21 181V180H20ZM25 181V180H24ZM66 181V182H65ZM77 181V180H76ZM91 181V182H90ZM113 181V180H112ZM143 181L145 182V183H143L144 185H143V188H145L144 186H146V183H147V179H143ZM201 181V180H200ZM203 181V180H202ZM212 181V180H211ZM22 182H23V179H22ZM58 182H59V184H58ZM62 182V183H61ZM148 182H150V181H148ZM152 183H153V185L155 184L153 181H151ZM199 182V181H198ZM233 182H232V185H233ZM74 183V182H73ZM106 183V182H105ZM168 183H169V181H168ZM209 183V182H208ZM214 183H216L215 181L213 182V184ZM231 183V182H230ZM21 184V183H20ZM46 184V183H45ZM62 184V185H61ZM68 184H70L69 182H68ZM205 184V183H204ZM207 184V183H206ZM205 184V185H206ZM210 185H212L211 184V182L209 183ZM235 184H234V186H235ZM51 185H53V184H51ZM65 185L63 186V188H65ZM71 185V184H70ZM215 185V184H214ZM53 186H56L55 184L53 185ZM69 186V185H68ZM67 186V187H68ZM148 186H146V188H147ZM199 187H201V186H199ZM214 187V186H213ZM216 187V186H215ZM238 187H240V188H238ZM142 188V189H143ZM165 188V189H166ZM174 188V189H173ZM208 188H210L209 190H207ZM236 188V187H235ZM175 189H177V190H175ZM199 189V188H198ZM213 189V188H212ZM219 189V188H218ZM215 190L214 191V193L215 192H220L219 193V195H220V197H221V200H222V204L224 203V202H226L227 200H225V192H223L222 190V192L221 191H219V190ZM144 190V189H143ZM147 190V189H146ZM214 190V189H213ZM236 190V191H237ZM244 190V191H245ZM237 191V192H238ZM73 192V191H72ZM213 192V191H212ZM218 192L216 193V194H214L215 196H217V197H219V195H217L218 194ZM69 193V192H68ZM74 193V192H73ZM75 193H77V192H75ZM248 193V192H247ZM145 194V193H144ZM152 194V195H153ZM208 194V195H207ZM252 194V195H253ZM147 195V194H146ZM154 195H153V197H154ZM251 195V196H252ZM64 196V195H63ZM211 196V197H212ZM224 196V197H223ZM248 196V195H247ZM255 196V197H256ZM70 197H71V195H70ZM152 197V198H153ZM62 198V197H61ZM61 198H53V196H52V198H50V199H53L52 200V202L53 201H56L55 203H58V201L60 200L61 201ZM64 198V197H63ZM155 198V197H154ZM223 198V199H222ZM65 199V198H64ZM148 199V198H147ZM182 199V201H180ZM213 199V198H212ZM220 199V198H219ZM228 199V198H227ZM42 200V199H41ZM150 200V199H149ZM185 200L187 201V202H185ZM214 200H217V202H221V200H218V198H215L214 197ZM224 200V201H223ZM238 200H239V198H238ZM237 200V201H238ZM246 200V199H245ZM252 200H253V198H252ZM45 201V200H44ZM51 201V200H50ZM151 201V200H150ZM163 201V200H162ZM254 201V200H253ZM148 202V201H147ZM195 202V203H196ZM241 202V201H240ZM247 202H248V200H247ZM227 203H228V201L226 202V203H224V205L226 204V206H227ZM250 203V202H249ZM251 203H252V201H251ZM254 203V202H253ZM252 203V204H253ZM44 204V203H43ZM237 204V203H236ZM236 204H235V206H236ZM238 204H241V203H239L238 202ZM238 204H237V206H238ZM164 204H161V206L159 205L158 207H160V209L161 210H163L162 212L161 211H159V212H161L162 214H164V217H169V216H171V214L173 213H170L172 210H171V208H170V206H168V205H164ZM191 205V206H190ZM196 205V204H195ZM195 205H193L194 207H195ZM197 205H196V208H198L197 207ZM148 206V205H147ZM149 206V208L151 209V207ZM189 206V207H188ZM202 206H201V208H202ZM230 206V204H228V206H227V209H228V207ZM157 207V206H156ZM234 207V206H233ZM43 208H46V207H43ZM153 208V207H152ZM200 208V207H199ZM230 208V207H229ZM242 208H243V206H242ZM241 208V209H242ZM246 208V207H245ZM253 208H252V210L251 211H253ZM49 208H47V210H48ZM181 209H179V210H181ZM231 209V208H230ZM239 209V208H238ZM237 209V210H238ZM240 209V210H241ZM47 210L45 209H41V214L43 213H45L46 215H49V214H47L49 211H54V210H56L55 209V206H51L50 207V210H48V212H47ZM152 210V209H151ZM182 210L180 211V212H182ZM249 210V211H250ZM57 211V210H56ZM93 211V210H92ZM148 211V210H147ZM146 211V212H147ZM153 212L155 211V210H152ZM192 211V210H191ZM190 211V212H191ZM245 210L244 209H242L241 210V212L243 213ZM248 211V212H249ZM255 211H253V212H255ZM47 212V213H46ZM51 212H50V215H51ZM152 212V213H153ZM159 212L157 213V214H159ZM229 212H231L230 210H229ZM237 212V211H236ZM240 212V211H239ZM241 212H240V214H241ZM252 212V213H253ZM257 212H255L256 214H258ZM97 213V212H96ZM193 213V212H192ZM231 213H233V212H231ZM244 213H246V212H244ZM255 213H254V215H255ZM40 214V213H39ZM42 214V216H43V218H44V215ZM93 214V213H92ZM147 214H149V213H147ZM160 215V216H163V215ZM168 214H170V215H168ZM240 214H237V215H240ZM46 215H45V217H46ZM153 215V214H152ZM155 215V214H154ZM178 215V214H177ZM176 215V216H177ZM189 215V214H188ZM233 215H234V213H233ZM236 215V214H235ZM236 215V216H237ZM243 216H244V214H242ZM253 215V214H252ZM39 216V215H38ZM42 216H40V217H42ZM139 216V215H138ZM148 216V215H147ZM151 216V215H150ZM179 216V215H178ZM178 216L176 217V218H178ZM235 216V217H236ZM247 216V215H246ZM49 217V216H48ZM48 217H46V218H48ZM162 218L161 220H163V219H165V218ZM206 217H207V219H206ZM237 217H239V216H237ZM42 218V219H43ZM46 218H44V219H46ZM148 218V217H147ZM146 218V219H147ZM153 218H154V216H153ZM170 218V217H169ZM172 218H173V215H172ZM175 218V219H176ZM240 218H242V216H240ZM251 218V217H250ZM262 218H264V216L262 215ZM149 219H150V217H149ZM155 219V218H154ZM180 219V218H179ZM216 219V218H215ZM161 220H159V222H161ZM166 220V219H165ZM165 220H163L162 222L164 223L163 225L166 227V225H165ZM169 220V219H168ZM155 221V220H154ZM170 221H172V220H170ZM170 221H167V223H170ZM176 221V220H175ZM217 222V225H218V223H219V227L220 226H223V228L221 227L220 229H221V231H224L223 233L221 232V234H217V233H219V228L217 229L216 227H218L217 225H216V222ZM222 221V222H221ZM236 221V220H235ZM251 221H252V219H251ZM253 222V221H252ZM158 223V222H157ZM166 223V224H167ZM173 223V222H172ZM221 223V224H220ZM259 223V224H258ZM171 224V223H170ZM258 224V225H257ZM163 225H161L162 227H164ZM172 225V224H171ZM214 225H216V226H214ZM160 226V225H159ZM158 226V227H159ZM169 226V225H168ZM230 226V225H229ZM251 226H252V224H251ZM254 226L255 225H253V228H254ZM157 227V228H158ZM171 228V227H170ZM186 228V227H185ZM192 228H193V226H192ZM256 228V227H255ZM262 228V227H261ZM189 229V228H188ZM219 230L218 232H217V230ZM223 229V230H222ZM236 228H234L233 230H235ZM231 231H232V229H230ZM237 230V229H236ZM235 230V231H236ZM149 231V230H148ZM147 231V232H148ZM161 231V232H162ZM171 231V229H169V232ZM190 231V232H191ZM237 231H239V230H237ZM253 231L255 232L256 230L255 229H253ZM257 231V232H258ZM157 232H158V230H157ZM161 232H158V233H161ZM189 232V231H188ZM240 232V231H239ZM238 232V233H239ZM252 232V231H251ZM256 232V233H257ZM127 233V232H126ZM125 233V234H126ZM143 234H145L146 232L145 231H143L142 232ZM186 233V232H185ZM233 233V232H232ZM244 233V232H243ZM152 234L154 235V233L152 232ZM151 233H148V234H145L146 236H145V239L144 238H142V239H144V241L145 240H149V239H152V238H154V237H152L151 238V235H152ZM215 234H217L218 235V237H219V235H220V237L219 238H226L227 236L229 237L230 236V238H226V240H231V236H233L232 237V241H233V239H234V245H233V243H232V241H231V243H227L226 244V248H224L225 250L220 254V257L218 258V257H216L217 256V254H215L214 253V251L213 250H211V247L210 248H208L206 245H203V246H205V247H207V249L206 248H202L203 246H201V243H200V241H205V242H207V241H210L211 239H213V235H214V237L216 238L217 237V235L215 236ZM225 235L226 237H222V235ZM231 234V233H230ZM129 236H128V240H130V239H132V238H129L130 237V234H128ZM250 235H251V233H250ZM249 235V236H250ZM252 235H254V233H252ZM262 235V234H261ZM155 236V235H154ZM169 236H171V235H169ZM263 236H264V232H263ZM132 237V236H131ZM143 237V236H142ZM156 238H157V235L155 236ZM164 238L165 236H163V235H161V238ZM217 237V238H218ZM251 237V236H250ZM258 238V240L257 241H255L257 238ZM126 239H127V235H126V237H125ZM160 238V237H159ZM158 239V238H157ZM262 239H263V237H262ZM127 240V241H128ZM133 240V239H132ZM132 240H130V241H132ZM168 240H169V242H168ZM183 240H185V237H184V239ZM214 240V239H213ZM221 240H223V242L225 241V239H221ZM126 241V240H125ZM129 241V242H130ZM134 241V240H133ZM142 241V240H141ZM170 241H171V243H170ZM187 241V240H186ZM228 241V242H229ZM236 241V242H235ZM222 242V243H223ZM133 243V242H132ZM137 243L138 244H140V242L139 241H137ZM142 243V242H141ZM144 243V242H143ZM147 243H148V241H147ZM147 243H145V244H147ZM176 243V242H175ZM210 243V242H209ZM208 243V244H209ZM131 244V243H130ZM129 244V245H130ZM135 244L136 243H134V247H135ZM186 244V243H185ZM147 245V246H148ZM178 245H180V244H178ZM228 245V246H227ZM125 246V245H124ZM127 246V245H126ZM138 246V245H137ZM140 246H142L141 244H140ZM139 246V247H140ZM149 246H148V248H149ZM232 246H234L236 249H237V247H238V249L236 250L234 247H232ZM237 246V247H236ZM145 248H146V246H144ZM143 247V248H144ZM123 248V247H122ZM124 248H127V247H124ZM142 248V247H141ZM185 248V249H184ZM192 248H195L196 250H193ZM234 248V249H233ZM129 249V248H128ZM182 249V250H181ZM193 250V251H192ZM239 250V251H240ZM156 251V250H155ZM159 251V250H158ZM162 251V252H163ZM237 251V252H236ZM157 252V251H156ZM190 252V251H189ZM194 252V254L193 255H191L192 253ZM172 253V252H171ZM242 253V255H240ZM183 254L185 255V256H187V257H185V256H183ZM186 258L187 259H189V261L190 262H188L187 260H186ZM192 260V261H191ZM245 260V259H244ZM168 264V263H167Z\"/></svg>",
  "mask_w": 264,
  "mask_h": 264
}]
</instances>
